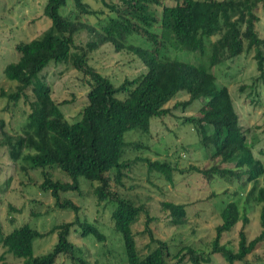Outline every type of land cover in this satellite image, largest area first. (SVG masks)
Instances as JSON below:
<instances>
[{
    "label": "trees",
    "instance_id": "1",
    "mask_svg": "<svg viewBox=\"0 0 264 264\" xmlns=\"http://www.w3.org/2000/svg\"><path fill=\"white\" fill-rule=\"evenodd\" d=\"M98 1L113 14L99 30L78 20L79 16L97 15L83 0H71L76 11L72 18L59 13L67 0H45L42 14L49 21V27L38 37L14 45L16 61L4 66L3 77L15 84L8 93L0 88V97L6 101L2 111L8 110L9 106L15 107L21 99L27 105V112L13 133L3 131L0 121V147L4 148L9 162L20 160L30 169L42 170L39 188L48 191L60 208L78 212L69 200L59 201L58 196L74 190L77 178L95 183L97 202L107 199L112 203L110 220L113 230L121 238L123 264H167L168 258L181 264L186 257L190 264H209L210 256L215 254L225 264H246L245 257L264 242V161L254 158L227 90L213 85L209 69L238 57L243 53L245 42L244 51H255L256 70L262 77L264 57L261 48H264V41L254 31L257 17L253 10L258 3L264 5V0H181L173 6H161L159 0H118L119 8L108 5L105 0ZM152 7L160 8L158 19L150 11ZM154 24L159 25V34L152 32ZM81 31L88 36L84 47L74 45V37ZM131 36L143 40L148 47L128 43ZM212 37L216 40L210 42ZM105 44L115 54L125 51L134 56L144 67V72L113 84L93 68L88 59L90 53ZM165 45L175 51L199 56L205 54L207 46L208 63L205 66L162 60L159 56ZM60 63H69L71 69L87 79L84 106L72 122L64 119L59 110L61 106L51 99L50 89L38 77L49 65ZM206 82L210 83L209 88L203 87ZM27 92L31 96L29 99ZM178 93L188 97L182 106L201 99L214 106L199 117L184 118L183 122L199 135L200 146L212 148V158L219 157L223 163L232 164L231 168L189 167L188 170L199 174L204 182L231 177L241 189L248 183L251 185L244 196L238 195L220 206V224L214 229L209 255L205 257L189 247L171 255L168 245L153 237L148 227L152 219L147 216L145 208L109 191L110 181L119 184L123 176L125 150H146L140 143H126L124 135L133 130L147 134L152 118L167 115L164 106ZM120 94L124 95L122 100L117 99ZM262 131L264 133V119ZM142 162L147 172L161 176L168 184L172 183L173 175L181 174L176 166L165 161L143 159ZM45 169H58L71 182L52 181ZM232 195L236 196V193ZM257 205H261L258 214L260 231L248 241L243 229L248 223L247 213ZM159 207L166 213L169 226L180 227L186 223L183 204L162 202ZM8 209L14 210L11 206ZM140 214H145L141 234L148 238L145 245L148 251L142 256L138 254L135 234L131 230ZM238 222L241 229L237 234L236 249L232 251L220 245L219 240ZM73 226L72 222L54 227L51 232L56 233V242L51 250L33 257L32 241L40 237L36 231L22 225L3 234L0 225V248L13 258L21 259V264H54L60 255L68 256L73 263L74 259L79 264H86L79 258L81 250L68 241ZM78 226L80 237L92 235L96 242H103V236L92 225L82 223Z\"/></svg>",
    "mask_w": 264,
    "mask_h": 264
},
{
    "label": "rangeland",
    "instance_id": "2",
    "mask_svg": "<svg viewBox=\"0 0 264 264\" xmlns=\"http://www.w3.org/2000/svg\"><path fill=\"white\" fill-rule=\"evenodd\" d=\"M161 6H173L181 0H159ZM220 1V0H218ZM92 10L97 12L94 16H79L78 20L99 30L109 13L98 0H83ZM108 5L119 8L118 0H105ZM45 0H0V88L5 92L11 90L14 82L3 77V68L6 64L16 61V53L13 50L15 44L27 42L38 37L49 27V21L43 16L42 10ZM158 19L159 7L150 10ZM60 14L72 18L76 11L71 0ZM257 21L254 23V31L264 41V5L258 3L253 10ZM152 32L159 34L158 24L151 28ZM88 36L81 31L74 37V45L84 47ZM216 37L210 38V42ZM128 43L143 48L148 44L138 37L131 36ZM246 43L243 42V53L231 61H225L209 69L213 76L212 83L215 87H224L227 90L238 124L244 134L245 141L250 144L252 154L259 162L264 161V64L263 75L259 77L256 70L253 49L244 51ZM73 52V50H71ZM264 57V48H261ZM208 47L202 56L179 52L165 45L161 49L159 58L162 60H177L189 63H201L207 65ZM93 68L106 76L113 84H119L124 79H132L144 72V67L131 54L121 51L114 53L112 48L105 44L95 52L88 55ZM38 77L43 84L50 89L51 99L58 103L60 112L67 122L77 119L78 113L84 106V96L88 90L87 79L74 69L69 63L51 64L43 69ZM210 83L206 82V88ZM28 99L31 97L26 93ZM123 94L117 95L122 100ZM27 99V101H29ZM188 97L184 93H178L172 100L165 104L167 115L152 118L147 134H140L135 130L124 135L126 143H140L146 150L126 149L122 160L125 169L119 184L112 180L109 183V191L122 198L132 200L136 205H142L151 218L148 227L155 239L164 241L168 245L171 255L177 251H183L189 247L201 253L202 257L209 255L210 244L215 236V227L220 224L218 217L222 203L244 196L250 189V183L243 189L232 180L231 177L223 179L213 178L204 182L203 178L189 171V167L207 169L216 166L220 169L231 168L232 164L223 163L219 157L212 158L210 146L199 145V135L192 128L184 124L187 117H199L207 109L214 108L207 101L196 100L186 103ZM6 105L5 99L0 97V121L3 131L13 133L22 124V118L27 112V105L19 100L13 108L2 111ZM22 121V122H21ZM21 122V123H20ZM210 132V129L207 133ZM17 133V132H16ZM143 159L148 161H165L176 166L181 174L172 176V183L168 184L164 179L154 173L147 172ZM52 181L70 183V178L58 169H45ZM42 170L30 169L22 162H9L4 148L0 147V225L2 233L7 234L14 228L26 225L36 231L40 237L32 241V255L38 257L48 253L56 242V233L51 230L61 224L74 223L70 229L68 241L81 250V257L86 264H123V247L119 234L112 227L110 212L112 203L107 199L97 202L94 195L95 183L88 182L79 177L76 179V188L72 191L59 193V201L69 200L78 208L74 213L68 208H60L56 205L48 191L39 188L42 178ZM111 176V175H110ZM112 179V177H110ZM245 178V176L243 177ZM261 180L259 179V186ZM236 193L235 195L232 194ZM213 194V197H210ZM162 202L183 204L186 210V223L180 227H171L168 224L166 213L162 212L159 204ZM264 205V204H263ZM11 206L14 210L8 209ZM261 205L252 207L248 213V223L243 229L246 239L249 241L258 235L260 228L258 214ZM145 214H140L131 226L135 234V244L140 256L146 254L148 242L146 234H141ZM76 222V223H75ZM92 225L104 240L96 242L92 235L80 237L79 224ZM241 229V223L235 224L231 230L221 236L220 245L235 251L237 234ZM185 255V252H183ZM77 256V255H75ZM123 256V258H122ZM1 263L21 264V259H15L0 248ZM181 264H190L187 257ZM209 264H225L218 255L210 256ZM74 263L68 256L60 255L54 264H79ZM167 264H176V260L167 259ZM246 264H264V242L260 243L249 255L245 257ZM205 264V263H201ZM233 264H244L234 262Z\"/></svg>",
    "mask_w": 264,
    "mask_h": 264
}]
</instances>
